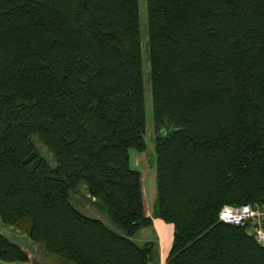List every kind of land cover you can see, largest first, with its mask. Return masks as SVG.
Listing matches in <instances>:
<instances>
[{
	"label": "trees",
	"instance_id": "obj_1",
	"mask_svg": "<svg viewBox=\"0 0 264 264\" xmlns=\"http://www.w3.org/2000/svg\"><path fill=\"white\" fill-rule=\"evenodd\" d=\"M146 1L151 121L139 0H0V217L37 244L0 233V260L150 264L130 150L151 129L167 263L264 264L219 218L264 206V0ZM80 186L95 215L71 203Z\"/></svg>",
	"mask_w": 264,
	"mask_h": 264
},
{
	"label": "rangeland",
	"instance_id": "obj_2",
	"mask_svg": "<svg viewBox=\"0 0 264 264\" xmlns=\"http://www.w3.org/2000/svg\"><path fill=\"white\" fill-rule=\"evenodd\" d=\"M140 5V19H141V30L143 36V47H144V63H145V79L147 87V96H148V109H149V121H151V110H150V84H149V64H148V54L146 48V40L148 35V21H147V1L139 0ZM147 148L144 151H138L136 149L130 150L131 156V165L133 168H137L141 171L142 174V185L143 192L145 197V210L150 212V210L156 205V196H157V174H156V150L155 142L152 138V130L150 129L149 134L147 135ZM70 201L74 207L78 210H82L91 214L95 212L93 199L88 195L83 186H80L78 190L70 192ZM107 211L106 206L102 202H95ZM94 210V211H93ZM96 214V212H95ZM102 212H97L96 216L105 218L107 215H102ZM151 237V231L147 227H143L137 234V240L141 243L148 240ZM5 263V262H3Z\"/></svg>",
	"mask_w": 264,
	"mask_h": 264
},
{
	"label": "crops",
	"instance_id": "obj_3",
	"mask_svg": "<svg viewBox=\"0 0 264 264\" xmlns=\"http://www.w3.org/2000/svg\"><path fill=\"white\" fill-rule=\"evenodd\" d=\"M143 196H144V192H143ZM145 202L146 201L144 197V203ZM146 213L147 215L152 217V225L147 226V228L150 229L151 237H153L152 239L148 238L147 241L153 240L157 242V248L155 250L153 259L150 264H168L167 256L173 241V233H174L173 225L155 216L154 207L150 210V212L146 211ZM91 214L95 215V212H91ZM0 233L4 234L10 240L21 246L31 258L37 255V244L26 233L20 231L19 229L15 228L12 225L4 223L1 217H0ZM0 264H32V262L31 261L8 262V261L0 260Z\"/></svg>",
	"mask_w": 264,
	"mask_h": 264
},
{
	"label": "built area",
	"instance_id": "obj_4",
	"mask_svg": "<svg viewBox=\"0 0 264 264\" xmlns=\"http://www.w3.org/2000/svg\"><path fill=\"white\" fill-rule=\"evenodd\" d=\"M221 221L245 225L257 242L264 247V206L260 204L225 205L219 213Z\"/></svg>",
	"mask_w": 264,
	"mask_h": 264
},
{
	"label": "bare ground",
	"instance_id": "obj_5",
	"mask_svg": "<svg viewBox=\"0 0 264 264\" xmlns=\"http://www.w3.org/2000/svg\"><path fill=\"white\" fill-rule=\"evenodd\" d=\"M242 205H244V204H242Z\"/></svg>",
	"mask_w": 264,
	"mask_h": 264
}]
</instances>
